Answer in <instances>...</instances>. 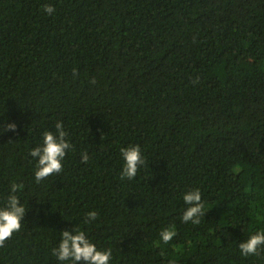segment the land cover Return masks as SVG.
<instances>
[{"label": "trees", "instance_id": "16d2710c", "mask_svg": "<svg viewBox=\"0 0 264 264\" xmlns=\"http://www.w3.org/2000/svg\"><path fill=\"white\" fill-rule=\"evenodd\" d=\"M58 121L72 149L38 184L29 152ZM8 123L0 208L23 183L26 213L0 264H70L52 250L75 228L112 249L110 264H264L238 247L264 231V0H0ZM129 145L146 164L122 181ZM193 189L198 225L181 220Z\"/></svg>", "mask_w": 264, "mask_h": 264}, {"label": "clouds", "instance_id": "9594fccd", "mask_svg": "<svg viewBox=\"0 0 264 264\" xmlns=\"http://www.w3.org/2000/svg\"><path fill=\"white\" fill-rule=\"evenodd\" d=\"M43 11L52 15L56 10L52 5H43ZM95 83V79L90 81ZM3 131H16L15 123H8L0 126ZM55 131H45L42 137V145L35 147L29 152V155L36 160V171L34 173L36 183L46 180L52 175H58L63 172V160L72 149V144L66 137L68 133L64 130L62 122L55 124ZM124 165L120 173L122 181H131L137 177L139 169L146 164L139 145H129L120 149ZM82 162L87 163L89 156L87 152L81 155ZM25 188L23 183L12 182L10 194L7 197L6 204L0 208V248L5 246L6 241L11 240L14 233L20 232L26 208L20 201L17 193ZM183 200L188 206L181 220L183 223H192L198 225L201 217L205 215V203L202 200V194L199 189H193L183 195ZM98 219L96 211H89L86 214L84 223L89 224ZM160 239L164 244H168L177 235L175 226H169L162 229L159 233ZM240 254L247 258L249 256H259L264 250V231H256L247 240L239 244ZM53 255L61 261H69L70 264H110L112 260V249L99 250L93 244L84 231L75 228L74 234L70 231H63L58 247L53 248ZM163 255V253H161ZM169 264H175L170 261Z\"/></svg>", "mask_w": 264, "mask_h": 264}]
</instances>
